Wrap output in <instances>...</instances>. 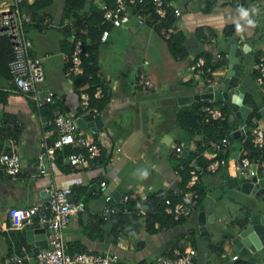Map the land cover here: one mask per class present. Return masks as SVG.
I'll return each instance as SVG.
<instances>
[{"label": "crops", "instance_id": "crops-1", "mask_svg": "<svg viewBox=\"0 0 264 264\" xmlns=\"http://www.w3.org/2000/svg\"><path fill=\"white\" fill-rule=\"evenodd\" d=\"M31 1L32 0H26L25 2L30 3ZM92 1L94 2V0ZM63 2L64 0H51L47 3V5H52V9L57 15L54 18L50 11L44 8L43 16H47L49 19L46 25L48 28L60 31L62 36L57 35L55 37L56 43L54 48L55 52L59 55L54 59L49 58L47 61H41L44 78L39 83V88L42 92H46L47 90L51 91L54 100L57 101L59 110L57 107L52 110L50 106V114L58 110L64 114H70L75 118L80 117L84 120H91L96 114H99L102 124L95 130H91L87 126L79 128L84 136L94 137L101 144L104 153L108 154V157L104 164H97L96 166L89 163L69 165L63 160L65 164L70 166L68 169L66 168L67 170H60L53 159H47L46 169H44L40 162V151L34 150V148L29 147V145L32 146L37 141L38 147L40 148L43 142H49L53 138L52 133L47 134L45 139L42 137L44 131L50 128V126L44 128L47 125L43 126L40 124V118L46 116V111L39 114L32 101L25 96L15 93L9 77L0 73V91L6 92L5 100H0V116L2 113L7 114V116L15 121L19 129L16 141H12L10 136L2 137L0 135V148H3L2 145L4 144L8 146L9 142V147H13L18 152L20 158L19 172L13 175H4L0 172V200L2 202L0 210V264H4L12 255L20 256L23 251L27 252L29 257L22 259V264H35L30 247L31 241L24 238L20 228L9 226L7 212L11 207L27 206L37 202L44 188L60 185H70L72 188L78 187L77 192L73 193V195L81 198L84 204V210L75 215H71L67 224L62 227V236L67 249L79 245L83 248L80 250H90L94 252L115 251L118 254V261L116 264H124L125 258L123 254H125V250L128 258H134V263L141 258H145L143 256L135 258L134 254L131 252L132 249L135 250L143 246V244L150 253L153 251L157 252L153 258L149 259L150 261L158 256L161 251H165L169 245L180 248L192 246L195 250L193 264H247L248 262H245L238 254L241 249L244 248L245 250L247 247L242 245L238 250H233L231 238L236 235L237 226L258 221L260 216L264 215V210L254 208L249 211L248 208L240 205L235 207V211L231 212L228 217L225 214L217 217L216 220L220 223L222 231L224 229L223 227L229 231V233L224 236V239L218 236L222 231L210 232L207 227V232L202 237L198 231L196 222L197 212L199 210L204 211L201 206L207 205L208 203V189L213 186L220 189L225 185H229L230 181L236 187L243 181L251 180L240 179L236 175L237 181H235L234 177L230 180V173L228 172L227 166L229 165V168L232 169V164L235 159V153L232 152L233 150L231 151V142L238 141L237 137L234 138L233 135V138L230 140V134L228 135L229 144L218 153V159H222L221 162L217 164L213 171H204L197 177L196 183L201 185L204 192V197L202 199H204L205 202L202 201L200 206L197 205L184 221L165 229H158L151 233L145 231L142 223L141 229L138 232L129 236L118 234L115 239H113V235L109 230L110 222L108 220L104 221L107 223L106 226H101L96 213L101 205H95L92 199V197L98 195V190H96V182L98 179H105L106 186L104 191L111 192L112 194L114 191H118V194H121L129 190L141 199L149 192L166 190L170 187L168 185L173 184L176 180L169 161L174 144H180L182 147L188 146V152L193 151L196 147L195 140H198L201 134L197 133L192 135L186 141L188 142L186 144L184 143L186 136L183 135L184 139H182L180 132L174 130L170 133L167 130L168 127L166 128L163 126L160 131L155 129H152V131L148 130L151 119L149 120V116L144 115L143 107L146 105L145 102L147 101L145 97L147 93L145 92L152 89V78L145 70L143 71L139 67H135V69L132 70L130 74L131 77L117 78L104 76L98 69V74L104 80L107 90L109 91V99L104 108L99 112L94 111L92 108L89 110L81 108L78 104L77 91L74 90L71 85H68L63 75L68 52L67 48L73 37L66 36L65 32L62 30V26L69 23L66 17L61 19L60 16ZM190 2H196L197 6H192ZM56 3H58V7ZM176 3L180 6L181 12L178 16L173 18L171 25L174 28L173 30L179 29L184 34L183 44L186 49V55L180 59H173L169 54V57L167 56L164 62H161L158 56V63H163L169 70L168 74L158 76V83H166L168 91L171 93H165L158 97L161 102L165 103V107L158 106V108L165 116H168L169 119L173 117L175 121L174 112L187 106L189 102L201 99L211 102L213 99L195 98L186 103H179L177 98L179 96L202 92L206 84L217 83L222 77L229 44L234 43L239 48L238 60L240 67L233 86L238 87L239 91L242 93V97L244 93H246L247 100L256 106L261 115L259 118H255V122L256 125L260 126L264 131V94L261 92L253 76L256 59L264 55V43L260 44V33H264V12H262L264 0H245L239 8L232 6L227 0H176ZM101 4L102 1H98V6ZM205 5H208L207 9H203ZM131 9L130 7L125 10V19L119 24L124 23V27L133 29V26L136 25L127 23L129 18L126 14V12H129L134 16ZM241 9L243 11H241ZM243 12H247L246 17L243 15ZM261 13L262 17H259ZM39 20L38 22L40 23L38 25H34L33 23L26 25L25 32L27 28H32L37 32L44 31L46 29L45 24L42 23L41 19ZM250 21L251 23H249ZM144 23L146 24V22ZM119 24L113 26H118ZM226 25L234 26L233 32L229 36H224L222 34V28ZM198 26L203 27V30L199 34L196 33V28ZM237 26L239 27V31L237 30ZM110 27L111 26L106 29L107 34L105 38L103 40L99 39V42H106L110 37ZM211 30L215 33L214 35L209 33ZM27 36L31 44L29 49L30 53L43 58L47 54L46 51H43L42 54L37 53L33 47L31 35ZM218 36L228 39L227 44L218 47L215 39ZM200 51L209 55L211 63L215 62V60L217 61L218 58L222 60L220 64L210 72L209 78L211 81L209 83L205 82L206 74H202L199 78H196L190 74L187 68L189 62L196 55H199ZM216 54H218V57H215ZM127 58L129 61L128 55ZM145 62L146 61L143 60V63ZM126 66L125 72L130 73L129 63H127ZM138 72H142L150 81L151 85L149 88L143 90L140 84L137 83L136 78ZM247 78H250V81H247ZM50 82L56 83L61 93L55 94V91L49 85ZM231 88L232 87L227 88L228 93L231 91ZM242 97L241 103H243ZM153 99H155V97ZM218 100L220 104L224 102L221 98ZM227 104L230 111L227 117L229 120H233L236 116L233 114L229 103ZM78 108L80 111H78ZM89 115L90 117H88ZM243 116L244 115H240L239 117ZM109 122H113V127H108L106 125ZM116 124H118L117 126L121 125V127L124 126L126 128H122V132H125L124 135L114 132V126H116ZM240 125H244L242 121H238L236 126L239 127ZM84 128L87 129V132ZM235 128L231 129L228 133L232 132ZM162 135L170 137L167 143L160 140ZM173 140H178V142ZM160 144L166 146L165 150H161ZM19 145L22 146L23 154L18 151ZM205 154L209 156L207 151H205ZM192 158L196 159V157ZM211 159L210 157V160ZM23 166L31 171L34 176L31 185L23 183L27 173V170H23ZM142 166L147 168V170L152 169L150 173H154V171L158 173L162 177L160 181L165 185L159 187L151 180L143 182L135 179L133 181H125L123 187H121L120 178H126L128 173L134 172L136 168ZM91 185L94 186L89 189ZM244 193L253 194L254 197H258L264 193V185L258 187L257 195H254L252 192ZM85 195H89L88 206L85 202ZM113 195L115 198L117 197V194ZM210 198L214 197L211 196ZM209 215L210 219H208ZM213 219L211 211L207 214L205 213V222L206 220ZM186 228H194L195 233L183 234ZM208 236L210 246L209 249L206 250L203 245V240ZM134 237H137V240H134ZM189 238H193V245L189 243ZM149 242L152 243L149 244ZM123 251L124 253H122ZM232 254L236 255L234 259L231 258Z\"/></svg>", "mask_w": 264, "mask_h": 264}, {"label": "built area", "instance_id": "built-area-1", "mask_svg": "<svg viewBox=\"0 0 264 264\" xmlns=\"http://www.w3.org/2000/svg\"><path fill=\"white\" fill-rule=\"evenodd\" d=\"M26 0H0V35L7 38L11 57L7 62L9 80L13 85L15 93L27 97L32 101L35 108L38 109L46 102H53V94L47 90L42 92L39 83L44 78L42 67V58L38 55L30 53V39L25 34L26 24L31 22L28 11L23 8V2ZM245 0H227L234 7H241ZM148 2L151 9L148 12L153 13L157 22L163 18L169 11L174 17L181 12L180 6L176 0H114V4L109 6L105 3L100 5L101 21H106L111 25H117L125 19V10L135 6V4ZM146 13L135 12V20L138 23H144L148 15ZM48 17H42V23H48ZM107 34L106 29H102L99 39L103 40ZM82 44L79 37H72L71 51L67 55L63 75L68 85L72 84L74 75L82 71L81 67ZM215 57H218L216 54ZM205 60L203 55L195 56L188 64L187 68L190 74L199 78L202 74L210 73V68L204 66ZM255 65L257 73L254 76L255 82L259 85L261 92L264 94V55L256 59ZM205 77V82L209 83L211 79ZM137 83L143 90L150 87V81L142 72L137 73ZM102 93L101 86L95 85L93 96L100 97ZM78 104L81 108L91 109L88 107V94L85 91H77ZM202 121L207 122L210 119H222L224 113L218 106L206 104L201 107ZM40 124L50 126L45 130L42 137L45 139L49 133L53 134V138L49 142H43V152L46 159L54 158V151L60 149L64 144L69 143L72 146L83 147L77 151H71L64 156L65 162L69 165L92 164V159L101 152V144L92 137L84 136L80 128L75 122V117L70 114H64L61 111H55L50 117L40 118ZM255 121L254 118L251 119ZM244 125H240L232 132H237L240 140H238V148L235 153V159L232 164L234 174L244 180L258 179L264 177V153L260 156H247L245 150L240 144L244 136ZM221 135L213 138L205 143L209 156L212 158L205 165H200L195 159H190L188 165V178L184 183V188H176L175 182L170 184L168 189L172 193L181 194V199L171 201L170 198L164 196L162 210L169 214L173 219L179 217H187L192 209L193 199L197 195L193 185L196 183L197 177L204 171H213L222 159H218L220 150L226 148L229 144L228 135ZM1 137V136H0ZM10 141V140H9ZM13 141V140H12ZM250 142L254 147H263L264 131L260 126H256L251 131ZM8 146L0 148V172L4 175H13L20 170V158L18 152ZM9 147V148H8ZM182 146L174 144L172 154L182 152ZM187 148H189L187 146ZM96 166L97 164H92ZM100 165V164H98ZM41 170V168H40ZM174 177L177 180V174L173 169ZM175 180V181H176ZM97 188L104 189L106 182L104 178H100L96 182ZM46 195L44 200L27 206H14L8 209L7 215L9 226L20 228L25 223H36L41 225L45 223V246L38 248L33 254L35 264H116L118 254L115 251L94 252L90 250H72L69 251L62 236V227H64L71 215L84 210V204L81 198L73 195L70 185L51 186L44 188ZM165 190H161L158 194H165ZM127 193L117 194L115 198L111 192L104 191L102 195V203L96 212L101 219H106L113 212H127L123 203L127 199ZM136 214H142L144 209L139 206L136 201ZM195 250L192 246L177 247L172 246L169 254H159L150 261V264H193ZM29 254L25 251L20 256L12 255L10 259L22 264V259L28 258ZM236 255L232 254L234 259Z\"/></svg>", "mask_w": 264, "mask_h": 264}, {"label": "trees", "instance_id": "trees-1", "mask_svg": "<svg viewBox=\"0 0 264 264\" xmlns=\"http://www.w3.org/2000/svg\"><path fill=\"white\" fill-rule=\"evenodd\" d=\"M51 0H32L30 3L23 2V8L28 11L31 17V23L38 25L39 19L42 21L44 15V8ZM102 1L106 5H113L114 0H98ZM85 6V9L83 7ZM208 5H205L203 9H207ZM133 13H146L151 9V6L148 2L142 4H135L131 7ZM83 9V10H82ZM61 19L66 17L69 23H66L62 26V30L67 36L79 37L82 44V53H81V67L82 71L79 74H76L72 78V88L76 91L82 90L88 94V107L94 109V111H101L109 99V91L105 85L104 80L99 76V68L97 64L96 57V46L99 42V35L102 29H107L109 26H113L106 21H101V8L100 6L94 5L92 0H64L61 6ZM175 18L171 12H167L166 15L155 21V16L153 13L148 12V15L145 18L146 24L150 25L152 29L161 37L165 46L173 59H180L186 55V49L184 47V34L179 29L173 30L171 21ZM37 20V21H36ZM40 21V20H39ZM29 24V23H28ZM26 24V25H28ZM45 24V23H43ZM45 26H47L45 24ZM233 25H226L222 28V34L224 36H229L233 32ZM203 30L202 26L196 28V33H200ZM211 35L215 33L211 30L209 31ZM26 34V33H25ZM67 55L71 51V43L68 46ZM204 56L205 64L208 66L210 71L217 67L222 60L218 58L217 61L211 63L209 55L205 52H199V55ZM197 56V55H196ZM11 57V49L7 38L3 35H0V73L4 76L9 77L7 62ZM67 62H65V66ZM257 73L256 65L254 64L253 76ZM207 74V73H206ZM210 76V73L207 74V77ZM95 85L101 86V96H93V90ZM6 98V92L0 91V100L4 101ZM54 100V99H53ZM242 102L249 106V111L243 116L244 124V140L240 143L242 148L245 150L247 156H260L264 153L263 147H254L250 142L251 131L257 126L255 121H252V118H259L260 112L257 110L256 106L247 100V94L244 93L242 97ZM50 104V105H48ZM210 104L218 106L220 110L224 113V118L222 119H210L207 122H203L201 118V107L203 105ZM50 106L52 110L57 107V101L46 102L41 108L38 109V113L46 111V117H50L53 114H50ZM228 104L221 103L218 99H213L211 102L206 100H196L189 102L185 107L178 109L174 112V119L177 125L182 128L189 136L185 138L184 143L192 135L201 134V137L198 140H195V150L189 151L188 153L176 152L171 154L169 161L171 163L172 169L175 170L177 174V180L175 181L176 188H184V183L188 178V165L187 163L192 157H196V162L200 165H205V163L210 160V156L205 154L206 145L205 143L213 138L220 137L221 135L227 134L231 129L237 127L238 117H234L233 120L228 119ZM7 114L2 113L0 116V135L10 136L13 141H16L19 129L12 118H8ZM90 117V115L88 116ZM240 118V117H239ZM49 127L45 126L44 128ZM233 132L230 134L229 139L233 138ZM241 136L237 135V140H240ZM92 140H95L92 137ZM49 141V140H48ZM202 142V143H201ZM180 145V144H179ZM79 149H84L83 147L72 146L69 143L64 144L60 149L54 151L53 161L60 170H67L70 166L63 162L64 156L71 152L77 151ZM219 156V155H218ZM108 154L104 153L103 149L99 155L95 156L92 159V164H104L107 160ZM67 168V169H66ZM193 187L196 189L197 195L193 199L191 211L198 205L202 204V198L204 197V192L199 183H195ZM77 188H72V193L77 192ZM161 190L149 192L146 196L141 199L136 194L131 193L129 190L126 191L127 199L123 203V206L128 209L127 212H113L108 215L106 219L99 218V223H102L106 220L110 222V232L113 235V239L117 237L118 234L123 236H129L141 229L142 223L145 231L147 233L154 232L158 229H165L176 224L181 223L185 220L186 217H179L173 219L169 214H166L163 210V198L167 196L171 201L181 199V194L172 193L171 189H166L165 194H158ZM136 201H138L139 206L144 209L142 214H136ZM96 216V215H95ZM8 222V219H7ZM194 228H186V231H183V234H194ZM190 239V238H189ZM204 248L209 249V236L203 240ZM190 244H194L193 238L189 240ZM173 245H169L165 251H161L160 254H169L170 248ZM83 249L82 246L76 245L74 247L68 248L69 251ZM134 264H150V260L141 258L136 261Z\"/></svg>", "mask_w": 264, "mask_h": 264}, {"label": "rangeland", "instance_id": "rangeland-1", "mask_svg": "<svg viewBox=\"0 0 264 264\" xmlns=\"http://www.w3.org/2000/svg\"><path fill=\"white\" fill-rule=\"evenodd\" d=\"M190 4L195 7L197 6L196 2H190ZM94 5L98 6V0H94ZM56 6L58 7V3H56ZM45 9L50 11L53 18L57 16L52 9V5H47ZM83 9H85V6L83 7ZM262 12H264V6ZM126 14L129 18L127 23L135 24L136 26H133V29L124 27V23L119 24L118 26H111V34L107 41L97 42L96 57L99 70L104 76L113 78L131 77L130 74L132 73V70L135 69V67H139L143 71L145 70L152 78V89L145 92L147 93L145 94L147 101L145 102L146 105H144L143 107L144 115L149 116V120L151 119V121L149 122L150 126L148 127V130L152 131V129H155L160 131L164 126L166 128L168 127L167 130L170 133L174 130L180 132V136H182V139H184V136L188 137L189 134L177 125V123L173 120V117L169 119L168 116H165V114H163V112H161V110L158 108V106L165 107V103L161 102L158 97L160 95H164L165 93H170L168 91V86L166 83H158V76L168 74L169 72L166 65H164L163 63H158V56L161 62H164L167 56L169 57V52L161 37L158 36V34L152 29L150 25L145 23H136L135 17L132 16V14H130L129 12H126ZM259 17H262V13L259 15ZM45 27L46 29L42 32L34 31L32 28H27L25 32L26 35H31L33 47L37 53L42 54L43 51H46L47 54L42 58L43 62L49 60V58L54 59L57 55H59L55 52L54 48V45L56 43L55 37L57 35L62 36V33L60 31L48 28V26ZM215 39L218 47L227 44L228 42V39H224L222 36H218ZM260 41V44L264 43L263 32L260 33ZM127 55L129 56V61ZM143 60H145L146 62L143 63ZM127 63H129V71L131 70L130 73L125 72ZM247 81H250V78H247ZM49 85L55 91V94L61 93V90L56 85V83L50 82ZM154 97L155 99H153ZM237 119L238 121H242L243 117ZM112 123L113 122H109L106 125L108 127H113ZM117 125L118 124L114 126V132L124 135L125 132H122V128H126L124 126L121 127V125ZM84 130L87 132L86 128H84ZM160 146L161 150H165L166 146L164 144H160ZM29 147H32L37 151L39 150L37 141L34 145H29ZM18 148L19 153L23 154L22 146L19 145ZM23 167V170H27L23 183L26 185H31L33 183L34 176L31 171H29L25 166ZM227 169L230 173V180L234 177L235 181H237V177L235 176L233 170L229 168V165L227 166ZM145 171L148 173L146 178L142 176L143 172ZM151 171L152 169L147 170V168H144L143 166L136 168L134 172L128 173V176L126 178H120L121 187H123L125 181H133L135 179L143 182L151 180L155 185H158L159 187L164 186L165 184H162V182L160 181L162 177L155 171L154 173H150ZM96 190H98V195L92 197V199L95 205H101L104 189L96 188ZM207 193L208 203L207 205H202L201 207L204 209V212L206 214L209 213V211H211L213 214L214 219L206 220L205 222L206 227L210 232H221L222 228L220 226V223L217 222L216 218L220 217L222 214H225L228 217L231 212L235 211L234 209L237 206L243 205L248 208L249 211L253 210L254 208L264 210V193H262L258 197H254L253 194H246L240 189H237L231 181L229 182V185H225L220 189H217L213 186L207 190ZM211 196L214 198H210ZM88 201L89 195H85V202L87 206ZM1 203L2 202L0 200V210L2 205ZM106 225V222L101 223V226L103 227ZM223 228V231L218 235L222 239H224V236L229 233V231L226 230L225 227ZM133 239L137 240V237H134ZM151 243L152 242H149V244ZM247 250L248 249L244 250V248L241 249L238 252L239 256L245 262H248L247 264H251L253 261H257V252ZM131 252L134 254L135 258L143 256L147 260L153 258L154 255L157 254V252L155 251L150 253L147 248H145L144 244L143 246H140L135 250L132 249ZM122 253H124V251ZM123 257L125 258L124 264L134 263V258L132 259V257L128 258L126 256V250L125 254H123Z\"/></svg>", "mask_w": 264, "mask_h": 264}, {"label": "water", "instance_id": "water-1", "mask_svg": "<svg viewBox=\"0 0 264 264\" xmlns=\"http://www.w3.org/2000/svg\"><path fill=\"white\" fill-rule=\"evenodd\" d=\"M239 48L234 44L230 43L228 53L226 55L225 67L222 71V77L217 83L206 84L204 91L195 93L192 95L179 96L177 101L179 103H186L195 98H208V99H223L225 103H229V106L236 117L244 115L249 111V107L241 103L242 93L239 91L237 86H233L238 73L240 63L238 60ZM232 87L231 91L228 93L227 88ZM78 111L80 109L78 108ZM75 122L78 127H89L91 130H95L102 124L100 115L96 114L91 120H84L83 118H75ZM238 135L237 132L233 133L234 138ZM170 137L167 135H162L160 140L167 143ZM178 142V140H173ZM7 143V141H6ZM1 146V142H0ZM6 148V144L2 145ZM238 148V141L231 142V151L236 153ZM40 151V162L44 169H46L47 159L43 152V146L39 148ZM182 152L188 153L187 146H183ZM226 177V176H225ZM264 185V177H259L254 180L251 178L249 181H243L236 188L244 192H252L254 195L258 193V187ZM94 186H89V189ZM113 194H118V191H114ZM46 191L42 190L40 193V200H44ZM205 202L204 199H202ZM210 219V215L208 216ZM197 228L200 235L203 237L206 234L205 226V213L203 210L197 212L196 217ZM45 223L41 225L36 223H25L20 227V231L26 240L31 241V251L34 254L38 248L45 246ZM239 227V228H238ZM233 244V250H238L240 246H246L249 251L257 252L258 260L253 261L251 264H264V215L260 216L258 221L247 223L242 226H237V233L231 238ZM4 264H19L13 259H8Z\"/></svg>", "mask_w": 264, "mask_h": 264}, {"label": "clouds", "instance_id": "clouds-1", "mask_svg": "<svg viewBox=\"0 0 264 264\" xmlns=\"http://www.w3.org/2000/svg\"><path fill=\"white\" fill-rule=\"evenodd\" d=\"M241 11H243L242 9H241ZM243 15L246 17L247 16V12H243ZM249 23H251V21L249 22ZM254 26V25H253ZM237 30L239 31V27L237 26ZM147 175H148V173L145 171V172H143V177L144 178H146L147 177Z\"/></svg>", "mask_w": 264, "mask_h": 264}]
</instances>
